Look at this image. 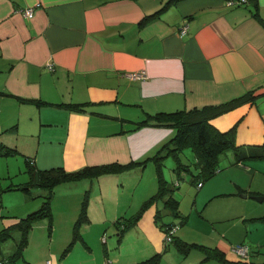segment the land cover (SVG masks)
Wrapping results in <instances>:
<instances>
[{
    "label": "crops",
    "instance_id": "0c3cea01",
    "mask_svg": "<svg viewBox=\"0 0 264 264\" xmlns=\"http://www.w3.org/2000/svg\"><path fill=\"white\" fill-rule=\"evenodd\" d=\"M167 1L0 0V90L6 93L0 92V140L18 149L15 155L23 160L24 155L33 157L41 168L126 164L155 154L174 135L165 140L173 130L168 126L134 128V121L147 112L201 107L253 88L264 89V0H178L143 23L146 15ZM37 4L33 17L22 12ZM25 98L43 102L20 100ZM70 101L86 104L83 108L61 104ZM237 121V142L264 149V96L213 119L223 130ZM234 160L235 156L219 165L217 175L202 184L196 197L207 199V205L217 197L230 196L221 212L226 217L236 215L233 224L240 226V233L234 236L226 226L210 241H200L225 250L231 259L238 257L236 243H245L249 250L245 259L264 261V220L253 218L263 216L264 210L246 211L252 194L263 195L258 200L264 204V157L250 165ZM137 165L61 185L53 197L55 233L65 234V241L71 239L68 230L72 232L85 191L90 189L84 239L90 237L92 223L114 224L120 239L133 227L136 238H143L133 249L107 252L97 264H155L147 259L157 252L161 257L156 264H199L205 258L202 250L183 254L163 242L155 221L162 200L133 226L121 230L115 224L118 218L137 212L148 198V188L136 191L135 184L131 190L120 186L134 183L128 177L142 170ZM212 180L230 186L224 192ZM110 188L113 195L119 194L113 201L104 192ZM162 211L173 216L167 209ZM44 257L26 259L37 264ZM54 261L65 264L57 257L48 258L47 264ZM203 264L222 263L208 259Z\"/></svg>",
    "mask_w": 264,
    "mask_h": 264
},
{
    "label": "trees",
    "instance_id": "16d2710c",
    "mask_svg": "<svg viewBox=\"0 0 264 264\" xmlns=\"http://www.w3.org/2000/svg\"><path fill=\"white\" fill-rule=\"evenodd\" d=\"M178 0H168L160 9L148 14L143 19L146 23L156 17L169 7L173 2ZM257 7V2L255 3ZM255 15H259L258 8L254 11ZM1 93H5L0 90ZM6 94V93H5ZM264 96V89L253 88L245 93L233 97L227 101L207 104L201 107L195 106L189 109L178 108L175 110H159L156 112H147L145 117L134 121L135 127L139 128L145 125L148 126H168L172 127L175 132L173 137L164 143L158 151L145 160L133 161L126 164L119 162H108L95 165H84L76 169L69 170L63 165H55L47 168L38 167L33 160L24 155V164L26 172H28V179L14 184L3 186L0 180V191L10 189H20L26 193H32L33 187L38 186L43 189L40 191L43 200L42 203L32 211H29L23 216H16L12 222L3 226L0 229V264H15L19 259L24 258L25 250L29 245L31 231L35 223L40 220L46 219L48 222V229L51 232L54 226V211H53V197L61 185L72 183L86 178H93L100 176L107 172L125 171L134 165L142 164L149 159H153L156 165L157 172V190L148 198H146L140 208L134 214L128 217H120L115 221V224L121 229L125 230L138 222L143 213L154 203L162 200L164 202L163 208L157 207L155 214V221L163 232V242L169 244L171 242L183 253L187 254L192 249L202 250L205 258L199 264H203L208 259H215L222 264H264V261H253L245 259L247 256L240 255L234 248V252L239 255V258L231 259L228 257L227 252L218 246H210L200 242H189L182 239L173 232L172 240L167 242L165 236L172 231L174 227H178L179 222L161 221L163 216V209H167L175 217L180 218V224H184L187 216L180 210V199L173 193L174 185H178V180L184 172H189L193 175L192 180L200 188L202 184L211 178L220 169L219 158L220 156L232 150L235 156L234 162L252 164L254 160L264 157V149L262 145L257 144H239L237 142V128L240 121H237L232 127L223 130L219 128L213 119L217 116L227 113L238 106L247 102L253 104L259 98ZM21 101H28L40 104L42 100L25 98ZM67 107L83 108L86 102H61ZM190 147L194 152V159L191 164L181 161V155L185 148ZM18 152L13 146H10L0 140V155L11 156ZM172 154L177 159L175 170L177 171L178 179L176 183H169L164 175L163 163L166 157ZM144 167V166H143ZM192 182V181H191ZM91 194L90 189H86L84 197L81 201L79 214L74 221L72 238L65 248L62 256L67 254L76 244L78 240L83 238L82 227L88 223L89 211L88 203ZM13 217V216H9ZM264 220V215L260 217H253ZM165 231V232H164ZM9 239H14V250L5 254L2 244ZM87 245V244H86ZM234 245V244H233ZM237 245H244L248 250V245L245 243H236ZM161 257V253L153 254L147 261L157 263Z\"/></svg>",
    "mask_w": 264,
    "mask_h": 264
},
{
    "label": "rangeland",
    "instance_id": "374dc122",
    "mask_svg": "<svg viewBox=\"0 0 264 264\" xmlns=\"http://www.w3.org/2000/svg\"><path fill=\"white\" fill-rule=\"evenodd\" d=\"M173 132H175L174 129L167 135V137H165V140L171 138L170 136H172ZM233 154L234 153L232 150H228L227 152L223 153L219 158V165L223 166L222 164L229 162V159L233 161ZM148 157L150 156H147L141 160H145ZM180 159L185 163L191 164L194 159V152L190 147L185 148ZM176 165L177 159L172 154L165 158L163 170L164 175L169 183H175L178 179L177 171L175 170ZM137 166L142 170L138 169L136 174L128 177V179H132L134 183H129L127 181L126 185L120 186H123L124 188L126 187V190H131L135 184L137 187L136 191H139V189L146 191L148 188V190H150L148 195L149 197L157 188V172L155 161L153 159H149L145 162V165L139 163ZM25 169L26 166L24 164L23 157L19 155H0V180L4 187L9 184L19 183L27 180L28 172H26ZM216 175H213L209 179H213ZM192 177L193 175H191V173L184 172L178 179L180 180V183L173 186L174 195L180 199V210L184 215L187 216L186 222L181 225L179 217H175L174 215L173 217L171 214L165 213L163 216H161V221L175 219L177 222H179L178 227L176 226V231H178L180 234L179 236L184 239L187 238L189 242L204 243L200 240H206V242H208L211 240L210 237L212 234L219 235L218 232H221L226 226L230 228L231 234L234 236L238 235L240 233V226L233 224L235 221L234 219H236L234 216L236 215H231V219H228L230 217L222 215L221 212L223 208L222 204L230 201L232 198H230V196H220L206 205L205 202L207 199L203 198L202 196L196 197V194L200 192V188L195 184V182H193ZM212 182L217 189L224 192H226L227 188L230 186V182H218L214 180H212ZM141 184L144 185L143 188ZM112 189L113 188L106 190L104 189L106 197L109 201H113V198L119 195L118 193L113 195ZM39 191H43V189L38 186L33 187L32 193H26L20 189L0 191V229L3 226L9 224L11 221L9 216H13V219H15L16 215L18 214L23 216L29 211L35 210L43 200L42 196L38 195ZM33 205H35L34 208L32 207L25 211L27 208ZM249 209L264 210V204L259 202L256 195L252 194V196L247 200L246 211ZM250 214L254 213L250 212ZM43 223H45V226ZM118 232L119 231H117L114 224H107L103 226L92 223L91 229L89 231L91 238H85L87 245L82 240H78L74 247L68 252L69 254L67 253L68 256L63 258L67 255L65 254L62 256L71 239H69V241H65V234H56L54 227L50 232L48 229L47 220L43 219L35 223L33 226L30 235V242L26 250V255L24 258L19 259L16 264H29L27 263L26 258L32 257L34 259H38L43 255H45V257L42 259V261L44 260V263H41V261L37 264H47V259H54V257H57L60 262H65V264H97L100 260H102L104 254L107 252L118 249L130 250L138 247V245H140L143 241V238H136L137 232L133 227L127 230L121 239L119 238ZM68 233L72 235V232L70 233L69 230ZM171 243L172 244H170L169 247L175 249L174 243ZM232 245L233 244H231L230 247ZM14 247V239H9L2 244L5 254L11 253L14 250ZM237 256L238 257L235 258L240 257L239 255ZM55 263L56 261H54V264Z\"/></svg>",
    "mask_w": 264,
    "mask_h": 264
},
{
    "label": "built area",
    "instance_id": "2783aa9c",
    "mask_svg": "<svg viewBox=\"0 0 264 264\" xmlns=\"http://www.w3.org/2000/svg\"><path fill=\"white\" fill-rule=\"evenodd\" d=\"M242 1V0H240ZM40 4H37V5H33V6H27L25 8L22 9V12L25 14V16H27L28 18H31L33 17L34 13H35V10H36V6H39ZM186 29V26L183 27V31H185ZM50 68H53V66L50 64L49 65ZM130 76H134V77H141L144 75V73L140 74H134V73H130L129 74ZM176 230V227H174L172 229V231L170 233H168L165 238L167 240V242L171 241L172 240V237H173V232ZM235 250L242 256H247L248 252H247V248L244 246V245H237L235 247Z\"/></svg>",
    "mask_w": 264,
    "mask_h": 264
},
{
    "label": "water",
    "instance_id": "95a60500",
    "mask_svg": "<svg viewBox=\"0 0 264 264\" xmlns=\"http://www.w3.org/2000/svg\"><path fill=\"white\" fill-rule=\"evenodd\" d=\"M257 199L263 200V195H256Z\"/></svg>",
    "mask_w": 264,
    "mask_h": 264
}]
</instances>
